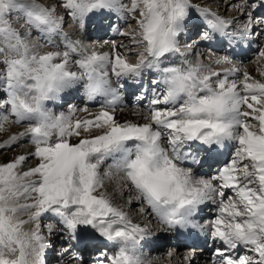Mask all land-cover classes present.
Listing matches in <instances>:
<instances>
[{"label":"snow or ice","instance_id":"obj_1","mask_svg":"<svg viewBox=\"0 0 264 264\" xmlns=\"http://www.w3.org/2000/svg\"><path fill=\"white\" fill-rule=\"evenodd\" d=\"M60 6L81 21L100 9L126 13L135 27L120 33L127 43L103 51L63 35L64 18L55 7L37 0H0V86L5 92L0 107L6 109L0 121L27 122L25 131L0 141V154L14 145H31L30 151L0 163V264H45L48 245L41 218L46 214L58 217L72 239L83 226L117 245L97 264H147L141 242L149 230L102 191L106 180L115 181L121 197L135 193L128 197L129 208L138 204L141 216L150 211L168 228L209 227L192 217L200 206L218 204L209 234L224 247L216 250L214 264H264V71L256 79L247 71L239 74L227 55L214 54L206 64L191 45L182 47L177 37L192 0H130V5L123 0H61ZM230 7L246 15L232 31L234 19L199 10L211 30L202 32L201 40L217 34L232 43L253 34L252 14H245L243 5ZM13 14L36 30L35 41L28 39L31 31L21 35L12 26ZM54 35H61L64 50ZM171 54L179 57V66L161 67ZM259 57L264 60V48ZM224 65L231 67L217 70ZM145 71L159 75L151 94L145 89L138 96L147 100L144 122L118 121L121 97L111 77L139 82ZM80 82L89 101L103 97L98 112L78 118L71 106L67 113L45 110L46 101ZM225 141L235 148L216 174L197 176L184 167L199 162L186 150L193 142L210 148ZM129 142H134L131 147ZM30 158L37 163L23 170ZM53 227L47 225L49 233ZM238 248L244 252L232 255Z\"/></svg>","mask_w":264,"mask_h":264},{"label":"rangeland","instance_id":"obj_2","mask_svg":"<svg viewBox=\"0 0 264 264\" xmlns=\"http://www.w3.org/2000/svg\"><path fill=\"white\" fill-rule=\"evenodd\" d=\"M222 1L221 0H192V8L189 10V15L188 18L183 21L182 27H184L185 29L181 32L182 35L179 34V36L177 37L180 45L183 47L186 44H189L192 46V48L195 51H198L202 54L203 57V62L204 63H208L209 62V57L213 56L214 54H222V55H231V53H235V51H250L252 50L255 46L256 51H253L252 53H247L248 54V58H243L241 59V61H233L234 64L240 69V73L242 74V72H244V68H247L251 65H253V63H256L258 61L264 63V60H262L259 57V51L261 50V48H264V35H261V32H264V15L262 16H257V14H259V12L264 11V0H247V2H245V0H234V2L230 3L231 5H243V11L245 12V14L247 13H251L254 19V27H253V34L246 40H238V46L236 47V49H231V47L229 46V44H225L224 45V49H222L221 51L217 50V44L216 41L219 40L220 37L217 36V34H213V39L209 40V41H204L200 39V34L202 32H204L205 30L211 31L208 28V25L206 24V22L204 21V19H202V17L199 14V10H202L204 8H208L211 9L213 12H217L219 13L222 17H224L225 19H233V18H237V20H234V23L230 26L229 31L235 30L238 28V23H236L235 21H242L244 19H246V15L245 16H241L240 12L237 11L236 7H229L227 9H223L222 8ZM37 3L42 4L46 7H55L56 9V13L59 16H62L63 19V25H62V34L66 35L68 38H70L73 41L79 40L82 41L84 45L88 46V47H95L97 48L98 46H106L109 50H111L113 43L117 46L123 44V43H127V37L124 35H121L120 33H126L131 31L134 27H135V20L128 16L126 13L123 14L122 18H116L115 17V13L116 11H112V10H106V9H100L98 11H93L90 12L88 15H86L83 20H79V19H73V17L70 15V12L66 9H64L62 6H60L61 0H37ZM123 3L130 5V0H123ZM236 3V4H235ZM100 13V15L98 16L97 14ZM96 16V17H95ZM98 16V17H97ZM110 17H113V21L110 22ZM124 20V21H123ZM18 21V22H17ZM121 21V22H119ZM125 21H128L124 24ZM256 21H259V23H256ZM191 22L194 25L193 29H189L191 28ZM11 23L12 26L21 33V35H24L25 33L31 31V36L28 37L29 40L31 41H35L36 40V36L38 35L35 29H28L27 27H25L24 25V21H23V17L22 15L18 18L16 14H13L12 19H11ZM190 25V27L188 28L187 26ZM20 26V27H19ZM85 26V35L81 34V30L80 28ZM188 31L191 33V35L189 37H186L187 35L183 34L186 33L185 31ZM191 30V31H190ZM52 39L55 41V43L61 44L60 49L64 50L63 48V44L61 42V35H54L52 37ZM187 39V40H186ZM224 41H229L227 38H220V40ZM108 42L107 44L105 42ZM225 41V42H226ZM234 42V41H233ZM214 48V50L212 49ZM42 50H49L47 47L46 48H42ZM118 51L120 52H124L125 49L124 48H120L118 47ZM76 57L75 54H73L71 56V59H74ZM193 60H195V57H192ZM130 62H135L134 60L130 61ZM169 64H175L177 66H179V57L175 54H171L167 57L164 58V62L161 65V67H165L168 66ZM2 67V66H0ZM223 67H231L230 65H224L221 66V68H218L217 70H221ZM148 72V73H147ZM152 72V75H151ZM147 73V74H146ZM151 76H150V75ZM238 74V75H239ZM158 73L154 72V71H145L144 73V83H142L140 90L141 92H138L136 95H133L129 101L125 99V102L128 101L129 105L127 104L126 107L124 104L121 105V108L124 110H128V111H138V110H143L144 109V105L145 103L143 102V104L139 105L140 100L138 99V96L141 95L142 91L146 89V86L148 84V86L150 85V89L152 90L153 85H152V81L154 79L158 78ZM146 76V77H145ZM230 78H234V77H230ZM124 80H129L126 78H123ZM132 80V79H131ZM146 80H149L150 82H147ZM116 82V81H115ZM114 82V83H115ZM118 85L115 86L117 88L120 89L123 86V83L125 85V82H122L121 79L117 80L116 82ZM139 82H137L138 84ZM139 85V84H138ZM121 86V87H120ZM2 87V86H0ZM79 95L77 98H75L74 96ZM82 92L80 91V89L75 90L74 93L72 94V96L70 95L69 98L67 100H64L59 107H55L53 104H50V102L45 105V109L46 110H51L53 114H59L61 112H65L67 110H69L70 106H73L72 109L76 112V115L78 118H80V116H83L85 114H87L88 112L94 113V112H98L100 110V107H94V106H88L87 104H85V99H81L82 102H78L76 103L77 99L82 98ZM5 98V92L2 91V93L0 94V99ZM124 100V99H123ZM121 100V101H123ZM54 103V102H53ZM139 107V108H138ZM68 108V109H67ZM84 108H87L88 111H83ZM65 109V110H64ZM6 109L0 107V112H4ZM60 110V112H59ZM67 113V112H65ZM26 123L24 125H15L12 123H8V122H3L0 121V129H2V131H0V141H6L9 139V134H17L19 132H23L25 131V126ZM72 143H76L75 141H77L76 137H72L70 138ZM76 139V140H75ZM129 147L132 146L128 145ZM165 146H167L165 144ZM27 148L31 149V145L30 144H26ZM18 147L16 145L13 146V148L11 150L9 149H5L3 154H0V162H2L3 160V156L5 153H7L8 151H20L23 148ZM187 151H189L191 153V156L194 157L196 160H198V163H194V167L191 168L193 171L200 167V169L202 168L203 170H212L213 172H216L217 170V166H213L211 164H203L202 165V161L203 158L206 156V152L204 150H196L195 148H190L188 146V148L186 149ZM217 150V149H216ZM7 151V152H6ZM17 153V152H16ZM11 157L8 158V161L12 160V155H9ZM230 160L228 159L226 161V163H228ZM36 160L35 159H29L27 161L26 164H24L23 167H32L33 164L35 166L36 164ZM108 165L107 161L104 162V165L101 166V173H103V171L105 170L106 166ZM25 167V168H26ZM27 170V169H26ZM216 173H212V174H208L205 175L203 177H211L212 175H214ZM230 192V191H228ZM227 195V194H226ZM128 196H126L123 201H122V205L124 206L125 201L127 200ZM124 202V203H123ZM137 208H139V205H133L132 207H128L127 212L130 215H137ZM202 211H215L212 210L211 208H206L205 206L203 208H201ZM212 213H210V215H206L205 218L202 219V221H211L215 215H211ZM46 215H52V214H46ZM45 215V216H46ZM149 217V213L144 214L139 220L138 223L141 224L142 226L146 227L148 230L149 229H153L157 226L156 221L153 220V218L151 217V219H148ZM26 218V217H24ZM53 219V218H52ZM49 220V222H47L46 219H44V216L41 218V232L45 238V240L48 238L49 233H46V229L45 226L48 224H52L54 225V227H59V225H55V221L58 220ZM44 223V225H43ZM161 226V224H159ZM53 227V232L54 235L57 234L58 230L60 231L62 234L60 235V238L66 237V238H70V241L67 242V244H65V247H62L61 244L64 243H51L50 246L52 244H54L52 246V248H47L45 249L44 253L48 252V255L50 254V256H52V261H49L47 264H63V261L65 259V257L63 258L60 253H62L66 247H71L72 243V238L70 237V235L67 233L66 230H64L63 226L60 224V228H54ZM81 228H85L83 226H81ZM150 232V231H149ZM151 233V232H150ZM52 235V236H54ZM59 236V234H57ZM56 235V237H57ZM166 241H169L171 239L166 238ZM46 242V241H45ZM223 245L218 246V248H222ZM49 249V250H48ZM48 250V251H47ZM172 250V252L180 259V263L181 264H191L192 260H191V255L196 256L195 257V262H208L209 260H213L218 261L219 257H217L215 255V251L217 249H215V251H209L205 253V258H202V253H194V251L192 249H185V248H173L170 246H166L165 248L161 249L160 254L159 252L157 253L158 256L160 257L162 262H168L169 256L168 254L170 253V251ZM143 254H146L145 251H142ZM244 251H241V253H243ZM108 253H113V251H109ZM148 254V253H147ZM145 255L144 257H148V255ZM68 255L72 256V254ZM69 256V257H70ZM78 257V256H77ZM155 256H153L152 258H154ZM189 257V258H188ZM79 259H81V257H78ZM86 258V259H85ZM85 260L86 262L84 264H97L98 259L93 257V255H89V254H85ZM188 258V259H186ZM151 259V258H150ZM193 259V258H192ZM208 260V261H207ZM78 261V260H74L73 262ZM90 261H92L90 263ZM64 264H66V261H64ZM82 264V263H80Z\"/></svg>","mask_w":264,"mask_h":264},{"label":"bare ground","instance_id":"obj_3","mask_svg":"<svg viewBox=\"0 0 264 264\" xmlns=\"http://www.w3.org/2000/svg\"><path fill=\"white\" fill-rule=\"evenodd\" d=\"M218 1V0H217ZM222 2V8L223 9H227L229 5H231L230 3L234 2V0H221ZM196 2V0H195ZM236 4V3H235ZM239 5V4H238ZM230 7V6H229ZM264 13V12H262ZM259 12V14H257V16H262L263 14ZM98 16L100 15V13L97 14ZM97 16V17H98ZM96 17V16H95ZM115 17L116 18H122L123 16L120 14V13H115ZM234 20H237V18H233ZM113 21V17H110V22ZM124 21V20H123ZM18 22V21H17ZM121 22V21H119ZM128 22V21H125L123 25H125V23ZM191 23V22H189ZM195 24V23H193ZM191 23V28L190 25H188L187 27L189 29H193L194 28V25ZM20 27V26H19ZM85 26L81 27L80 30H81V34L83 35L85 33ZM185 28L183 27V30ZM191 31V30H190ZM186 33H183L184 35L186 34L187 36L186 37H189L191 35L190 32H188L187 30L185 31ZM85 35V34H84ZM180 35H182L180 33ZM218 37H220L219 35H217ZM222 39V37H220ZM219 40L216 41V44H217V50L221 51L222 49H224V45L225 44H229V46L231 47V49H236V47L238 46V42L237 41H234L232 43H229V41H224L223 40ZM187 40V39H186ZM58 45H61V44H58ZM257 47V46H255ZM253 48L252 50L250 51H242V50H239V51H235V53H231V55H229V57L233 60V61H241V59L243 58H248V52L249 53H252L253 51H256V48ZM98 49L100 50H103V51H110L106 46L102 45V46H98L97 47ZM214 50V48H212ZM77 57H75L74 59H72L73 61L76 59ZM207 64V63H206ZM224 68V67H223ZM73 70H76L75 67H73ZM244 71H247L248 73H250L254 78L256 79H261L260 77V72L261 71H264V63L258 61L256 63H253V65L247 67V68H244ZM148 73V72H147ZM146 73V74H147ZM243 73V72H242ZM144 75V74H143ZM150 75V74H149ZM151 75H152V72H151ZM150 75V76H151ZM146 77V76H145ZM111 80H112V84H113V87L117 86L118 84L116 83L117 82V78L113 75L111 77ZM144 76H142V78L139 80V85L137 84V82H133V80L129 79V80H124L123 78H121V81L122 82H125V85L123 83V86L119 89L118 88V94L120 95L121 97V103L120 105L118 106L116 112H115V117L118 121L120 122H124V121H138V122H144L143 121V116H142V112L143 110H136V111H128V110H124L121 108V105L124 104L125 107L126 105L128 104L129 105V99L133 96V95H136L137 93L141 92L140 90V87L142 85V83H144ZM116 81V82H115ZM147 82H150L149 80H146ZM115 82V83H114ZM80 89V91L82 92V98H79L77 99L76 103L78 102H82L81 99H85V104H87L88 106H94V107H99V105L102 103L103 101V97H97L95 98L93 101H89L86 97V94L84 92V87H83V83L80 82V83H76L72 86H69V87H65L60 93L59 95L55 98V99H52V100H49V101H46L44 106L47 105L49 102L50 104H53L55 107H59L60 105H62L61 103L64 101V100H67L69 98V96L74 93L75 90H78ZM139 90V92H138ZM146 90H147V93L146 95H150L151 94V89H150V85L146 86ZM2 87H0V94L2 93ZM79 95L77 96H74L75 98H77ZM125 99L128 100L125 102ZM54 102V103H53ZM143 102L145 103V105L147 104V100H140L139 102V105L140 104H143ZM127 103V104H126ZM144 105V106H145ZM71 107H74L71 106ZM75 108V107H74ZM139 108V107H138ZM68 109V108H67ZM65 110V109H64ZM69 110L65 111V112H68ZM60 112V110H59ZM95 113V112H94ZM89 116V112L83 116H80V118H85V117H88ZM12 134H9V136H11ZM76 140V139H75ZM77 142V141H75ZM132 143L134 142H129V145H131ZM189 147H194L196 148V150H203L207 153L206 156L203 158V161H202V164H211V163H215V164H218V167H217V171L223 167L226 163V161L232 156V153L234 151V148H235V145L233 143H230L228 141H225L221 146L217 147L216 145H213L212 147L210 148H207L203 145H200V144H197L195 142H193L191 145H189ZM217 148H219V150H216ZM21 149V148H20ZM31 149L30 148H27V147H24L22 150L20 151H6L7 153L4 154L3 156V160L2 162H6L8 160L9 155H12V158H14L16 155L18 154H21V153H24L26 151H30ZM17 152V153H16ZM212 152H215L214 154H212ZM222 153H225V156L222 154ZM10 159V158H9ZM1 163V162H0ZM107 163L110 164L111 163V160H107ZM194 165L193 163L192 164H189L188 162H185L184 164V167H190ZM24 166V165H23ZM34 166V164H33ZM26 167V166H25ZM23 167V170H26L27 168L29 167ZM216 171V172H217ZM194 174L197 175V176H200V174H212L211 170L208 171V172H205V170H200V169H195L194 171ZM215 172V173H216ZM203 175V176H205ZM116 189V184H115V181H108L106 180L105 181V186H104V189H102V191H107L109 193L112 194V198H113V202L117 205V206H120L122 207L126 212H127V209L129 207L127 201H128V198L127 200L125 201V204L124 206L122 205V201L123 199L126 197V196H134L135 193L132 192V193H125V195L123 197L120 196V194L118 192L115 191ZM230 190H226V194H230V192H228ZM125 200V199H124ZM124 203V202H123ZM133 205H138L136 203H133L131 205V207ZM205 206L206 208H211L212 207L214 208V212H210V213H213L214 215H217L218 214V204H214L212 202H208L207 204L205 205H202L199 207V209L197 210V212L195 213V215L192 217V220L194 223L198 224V225H201V226H205V225H208L209 227H206V228H197V227H187V228H179V227H176V228H168L166 226H163V225H159L160 223L157 221L156 217L150 212H146V213H149V217L148 219H151V217L153 218L154 221H156L157 223V226L155 228H153L152 230L149 229V231L151 232H148V237L141 242V249L147 247L148 245V249H149V256L147 258L144 257L145 261L147 262V264H181L180 263V259L172 252V250L170 251V253L168 254L169 256V259H168V262H162L160 257L158 256V252L161 251V249L165 248L166 246H170L171 247V244L173 245V247H187L184 243H182V238H193L195 241H197L200 245L203 244L206 240H208V242H215L218 246H221L223 245L221 242L219 241H214L211 237H210V234L208 233L209 229H210V222L208 223H197V219L204 215L203 213L204 212H201L200 213V210L201 208ZM140 207V206H139ZM137 212L138 214L137 215H130V217L134 220V222H137L138 223V220L142 217L140 214H139V208H137ZM209 213V212H207ZM53 218V219H52ZM44 219L47 220V222H49V220H55L57 219V217L55 215H46L44 216ZM44 225V223H43ZM55 225H59L58 228H60V222H59V219L55 221ZM57 227H54V228H57ZM57 228V229H58ZM45 229H46V233H49L48 231V228H47V225L45 226ZM57 231V234H59V236L57 235H54V232L51 231V233H49V236L48 238L45 240L46 241V244L48 245L46 247L47 248H52V246L55 244L54 242L60 244V243H64V244H61L62 247H65V244H67V242L70 241V238H66V237H63V238H60V235L62 234L60 231L58 230H55ZM54 235V236H52ZM166 238H169V239H172L173 240V243L171 242H168L166 241L165 239ZM181 239V240H180ZM212 239V240H211ZM207 242V243H208ZM51 243H54L50 246ZM206 243V244H207ZM96 247H99L101 248V250L105 251V252H108V250L110 251H115L116 248H117V245L111 243V242H108L107 240L103 239L102 237H100L98 234H96L91 228H81L79 227L78 230H77V234H76V240L74 241V243L71 245V247L69 248V250L64 253L63 255H61L63 258L65 257L64 261H66V264H84L85 263V260L82 259V260H79L76 255L78 254L79 256H82L84 254H87L89 253L90 250H93L95 249ZM172 247V249H173ZM188 248V247H187ZM48 249V250H49ZM47 250V251H48ZM243 250V248H238L235 250V252L231 253L232 255H239L240 252ZM198 252V250H196ZM196 251H194V253H196ZM208 250H202L201 253H202V258L203 259H206L205 258V253L207 252ZM49 252V251H48ZM48 252L44 253L43 254V259H44V262L45 264H47L49 261H52V256H50V254L48 255ZM69 254H72V256L68 255ZM90 254V253H89ZM100 254V253H99ZM160 254V252H159ZM70 256V257H69ZM153 256H155L154 258H152ZM96 257V256H95ZM195 257L196 256H193L191 255V264H214V261L213 260H207L208 262H198L196 263L194 260H195ZM96 258H99V257H96ZM151 258V259H150ZM189 258V257H188ZM186 258V259H188ZM193 258V259H192ZM74 260H78V261H75L73 262ZM189 260V259H188ZM64 261H63V264H64Z\"/></svg>","mask_w":264,"mask_h":264},{"label":"clouds","instance_id":"obj_4","mask_svg":"<svg viewBox=\"0 0 264 264\" xmlns=\"http://www.w3.org/2000/svg\"><path fill=\"white\" fill-rule=\"evenodd\" d=\"M26 2H30V0H26ZM41 52H46L47 50H40ZM22 95V97H23V93L21 94ZM45 108V107H44ZM46 110V109H45ZM46 111H48V112H52L50 109L49 110H46Z\"/></svg>","mask_w":264,"mask_h":264}]
</instances>
